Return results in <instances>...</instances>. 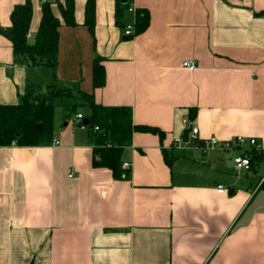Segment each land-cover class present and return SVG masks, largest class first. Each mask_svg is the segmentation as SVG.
Segmentation results:
<instances>
[{
    "label": "crops",
    "instance_id": "obj_1",
    "mask_svg": "<svg viewBox=\"0 0 264 264\" xmlns=\"http://www.w3.org/2000/svg\"><path fill=\"white\" fill-rule=\"evenodd\" d=\"M25 1L0 0V105L56 84L129 109L133 125L163 136L134 133L120 178L94 165L91 132L76 121L88 109L69 116L56 106L48 144L0 147V264H264V0H126L133 12L95 0L93 33L88 0H75L76 26L61 22L55 68L15 63L11 14ZM30 1L33 44L43 0ZM140 12L148 26L126 37ZM185 119L201 142L173 149ZM238 137L261 147L249 172L234 170L237 150L202 149Z\"/></svg>",
    "mask_w": 264,
    "mask_h": 264
},
{
    "label": "trees",
    "instance_id": "obj_2",
    "mask_svg": "<svg viewBox=\"0 0 264 264\" xmlns=\"http://www.w3.org/2000/svg\"><path fill=\"white\" fill-rule=\"evenodd\" d=\"M126 0H120L119 7L129 8ZM56 5L60 18L52 9ZM33 7L30 0L15 6L11 14L12 31L10 35L15 63L22 66H46L55 68L58 56L59 28L63 21L69 27L76 26L75 0H43L42 18L39 30L33 44L28 41ZM85 25L91 33L95 28V0H88L85 7ZM136 33L148 26V17L145 13H138ZM105 84V71L102 59L97 58L93 66V85L95 88ZM43 94L40 87H29L25 96L17 105H0V147L17 145L19 147H37L52 141L51 125L55 110V101L70 100L65 109L69 116L76 114L78 107L89 110V127H98L99 132H91L92 143L97 158L95 167H103L112 171L115 178H120L126 171L122 169V154L126 145L131 143L133 134L151 133L163 136V133L154 127L133 125L131 111L123 108H108L95 103L93 96L83 93L80 89L72 88L77 92L78 100L73 97L69 88L58 87L52 84ZM77 90V91H76ZM196 110L190 109L189 117L194 119ZM41 124L38 129L37 125ZM110 145L111 147H107ZM255 160V159H254ZM167 162L168 158H167ZM261 188L264 190V183Z\"/></svg>",
    "mask_w": 264,
    "mask_h": 264
},
{
    "label": "built area",
    "instance_id": "obj_3",
    "mask_svg": "<svg viewBox=\"0 0 264 264\" xmlns=\"http://www.w3.org/2000/svg\"><path fill=\"white\" fill-rule=\"evenodd\" d=\"M130 12H133V8H128ZM136 34L135 25H128L124 29V35L126 37L132 38ZM182 66L186 68L188 71L193 72L196 70V64L193 61H183ZM85 118L82 115L76 116V121L79 123L81 129L83 130H92L93 132H99L98 127H89V125H84ZM192 126V131L189 134V143L190 142H198L199 131L197 128L193 126L189 119L183 120V131ZM201 142V141H200ZM54 145H59V142H54ZM202 149L204 151L208 150H218L223 152H230L237 150L240 153L234 158V170L240 174L243 172H249L252 170L254 166V159L256 155L259 153L261 147L257 143L255 139H245L243 137H238L233 139L232 141H219L217 138H210L202 141L201 143ZM186 144H184L181 140V136L176 138L173 143V149L183 150ZM107 147H111L107 145ZM98 160V158H97ZM122 169L125 171H129L131 169V165L129 163H123ZM217 192L219 194H224L226 189L224 186L220 185L217 187Z\"/></svg>",
    "mask_w": 264,
    "mask_h": 264
},
{
    "label": "rangeland",
    "instance_id": "obj_4",
    "mask_svg": "<svg viewBox=\"0 0 264 264\" xmlns=\"http://www.w3.org/2000/svg\"><path fill=\"white\" fill-rule=\"evenodd\" d=\"M62 88H65V87H62ZM69 92H70V94L73 96V97H75L77 100H78V98H79V96H78V94L74 91V90H72V88H69ZM42 93L43 94H47V91L46 90H43L42 91ZM69 104H71V102H70V100H67V99H63L62 101H60V100H56L55 101V105L56 106H62L63 108H66ZM79 111H81V112H87V108H85V107H78V109H77V112H76V114L79 112Z\"/></svg>",
    "mask_w": 264,
    "mask_h": 264
},
{
    "label": "water",
    "instance_id": "obj_5",
    "mask_svg": "<svg viewBox=\"0 0 264 264\" xmlns=\"http://www.w3.org/2000/svg\"><path fill=\"white\" fill-rule=\"evenodd\" d=\"M124 3H127V1H124ZM84 125H89V119H85L84 122H83ZM37 128L40 129L41 128V124L39 123L37 125ZM192 131V126L189 127L188 129H185L183 131V134L181 136V140L184 144H188L189 143V134L191 133Z\"/></svg>",
    "mask_w": 264,
    "mask_h": 264
}]
</instances>
